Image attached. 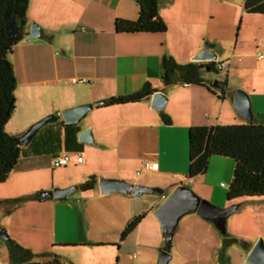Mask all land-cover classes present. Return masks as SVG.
I'll list each match as a JSON object with an SVG mask.
<instances>
[{"label":"crops","instance_id":"crops-1","mask_svg":"<svg viewBox=\"0 0 264 264\" xmlns=\"http://www.w3.org/2000/svg\"><path fill=\"white\" fill-rule=\"evenodd\" d=\"M138 11L135 0H29L25 33L30 22H35L41 30V36L35 41L27 37L24 44H18L13 49L22 55L21 69L15 60L11 62L17 84V74L20 71L24 96L37 106L35 113L28 114L20 123L16 131L18 133L14 136L23 135L35 122L36 119L33 118L53 116L56 125L63 122L60 116L62 110L133 94L146 84L154 90L153 93L162 92L167 97L166 106L169 107L165 110V106V113L163 110L157 115L150 108L153 93L138 103L97 107L90 111L96 113L91 114L93 122H84L86 114L75 126L78 133L74 136L70 131L65 137V129L59 128L60 143L57 148L20 157L18 164L21 163V167L28 170L39 166L43 161L51 167L53 158L68 153L70 162L62 169L69 167L70 170L60 181L73 186H82L89 178L96 181L92 189H79L91 191L90 194L80 196L79 200L65 198L40 201L33 198L21 201L9 211L2 229L10 239L30 250L35 255L36 262L54 264L55 259L60 264H65L67 251L81 258L80 260L93 256L92 254H101L108 258L104 253L112 249L116 251L117 259L122 255L128 256L130 264H141L140 260L144 264H152L150 256L161 247L162 237L159 222L153 213L178 185L188 187L197 196L207 199L217 207L236 205L237 210L241 205L249 203L252 209L256 207L255 209L264 210V196L242 198L234 202L226 200L232 177L230 172L233 170V161L229 158L213 156L205 174L187 177L189 129L193 126L210 127L253 122L264 125V89L257 90L253 83L248 82L242 87L249 98L253 116V122H247L237 114L232 105L234 92L225 94V85L221 84L222 93H215L200 75L204 69H201L199 75L205 86L179 83L165 86L161 78L163 57H171L178 64H186L205 48L201 46V42L190 47L180 44L183 42H177L180 50L177 53L173 50L175 44L172 42L174 31L181 33L188 25L197 27L200 23V2L158 0L157 13L167 27L163 33L114 32L115 19L134 21L138 17ZM207 47L214 51L213 45L207 44ZM237 62L233 55L231 64ZM218 64L222 65V69L223 63L216 62L215 67ZM45 96L49 99L43 105L41 100ZM178 107L185 110L184 117L176 113ZM161 113L169 118L168 125L162 122ZM88 128L92 143H79L77 136ZM108 140L114 143L116 150H121L118 153L120 163L111 172L100 173V178L159 187L163 193L150 198L119 193L100 195V178L97 179V173L90 169L88 160L84 164L82 154L89 155L92 151L90 145L103 147ZM142 146L146 148V152L133 161L134 174L136 175L144 162L157 163L158 170L154 173L151 184L134 181L132 173L126 171L127 163H130L126 157H131L129 150ZM77 155L82 158L80 164L75 162ZM37 157H43L44 160L35 161ZM12 199L14 198L10 196L0 197V201ZM141 214L143 218L137 226L120 240L126 224ZM247 216L246 223L249 225L253 217L249 214ZM200 218H189V222H193L209 239H216L217 234L212 226ZM260 230L262 233L254 235L249 243L246 241L247 233L232 234L243 240L242 245L247 248L248 254L257 237L263 238L264 245V220ZM164 249L165 245L162 250ZM0 250V264H9L8 257L4 253L2 255V245Z\"/></svg>","mask_w":264,"mask_h":264},{"label":"rangeland","instance_id":"rangeland-1","mask_svg":"<svg viewBox=\"0 0 264 264\" xmlns=\"http://www.w3.org/2000/svg\"><path fill=\"white\" fill-rule=\"evenodd\" d=\"M199 2L201 5L200 23L197 27L188 25L181 33H179L180 31H174L172 42L175 45L173 50L177 53L180 52L176 45L177 42H183L180 44L188 47L200 42L201 46H205V48L207 44L213 45L214 53L218 56L216 62L223 63V68L218 71L215 70L210 72H201L200 70V75L204 77L207 86L211 87L212 90L219 95L223 90L221 84L225 85V94H231L236 90H242L246 82L253 83L257 90H263L264 15L243 13V0H199ZM27 37H29L27 33H24L22 38L12 46V52L8 55L9 61L15 60L20 69L22 55L20 52L17 53L13 51V49L18 46V44H24ZM30 40L35 41L36 39L30 38ZM233 55L234 61H238L236 64H231ZM191 61L189 60V62ZM17 75L18 84L16 82L14 90V96L16 98L15 108L11 117L5 124V132L9 135H16V133H18L16 131L19 129L18 126L20 123L26 119L28 114L35 113V107L37 106L35 102L31 104L30 100L24 96V89L20 84V71ZM48 99V96L42 97L41 103L44 105ZM168 108L169 107L166 106L165 110H168ZM231 108L233 110L232 106ZM165 110L163 113H165ZM176 110V113L180 114V117H184L186 114L185 110L181 107H178ZM155 113L157 115L159 114V112L156 111ZM91 114L96 113L89 112L84 118L85 123L93 122V119H91L93 115ZM33 119L36 120H34L35 122H33L31 126L43 118ZM89 147L92 148L91 153L89 155L83 153L82 158L84 159V164L85 161H89L88 166L90 165V169L97 173V179L102 177L99 176L101 175L100 173L111 172L113 167H117L120 163L118 153L121 152V150H116L114 143L110 142V140L103 144V147L96 146L95 144ZM145 152L146 148L144 146L140 148L134 147L132 150H129L128 154L131 157H126L127 162H130L127 163L128 166L126 167V171L132 173L135 179L134 181L151 184L154 173H141L139 176L134 174L135 167L133 161L142 157ZM125 154L126 156L128 155L127 153ZM43 160V157L35 158V161ZM20 164L17 162V165L10 172L7 179L3 183H0V197L10 196L14 198L10 201H1L0 203V228L5 224L8 213L14 205L24 200H32V196L36 193L41 194L45 191L66 189L73 186L67 185V182L60 181V179H62L61 177L70 170L69 167L66 169H52L47 162L45 163L43 161L39 166L24 170ZM75 168L78 169V167ZM75 168L72 167V169ZM231 173L232 171L230 174ZM90 193L91 191L78 190L67 198L78 199L80 196ZM143 196L150 198L159 195L147 194ZM248 204L241 205L226 219V233L224 235L220 234L211 223L195 214H188L182 217L176 227L169 248L167 249V252L171 256L168 264H250L245 261L247 248L242 245L243 240L237 238L235 234H232L233 232L247 233L246 241L249 243L254 239V235L262 233L260 229L264 220V210L255 209L256 207L252 209L250 207L252 205ZM247 214L253 217L249 225L246 223L248 220ZM243 216H245V218H243ZM189 218H200L208 223L215 230L217 238L209 239V237L204 235L193 222H189ZM260 239L263 240L262 237H257L253 244ZM0 245L4 247L2 255L4 253V256L8 257L6 249L7 241L0 239ZM164 245V240L161 237V247L152 252L150 256L152 262L150 263L157 264L159 253L164 248ZM104 254L109 257L106 258L101 254H92L93 256L80 260L81 258L79 259L67 251L65 252L66 259H64V263L130 264L128 256L122 255L117 259L115 250L109 249V251H106ZM140 263L144 264L141 260Z\"/></svg>","mask_w":264,"mask_h":264},{"label":"trees","instance_id":"trees-1","mask_svg":"<svg viewBox=\"0 0 264 264\" xmlns=\"http://www.w3.org/2000/svg\"><path fill=\"white\" fill-rule=\"evenodd\" d=\"M138 5V17L134 21L115 19L113 30L116 34L132 33H163L166 24L158 16V0H135ZM29 0H0V183H3L14 169L19 158L28 153H43L59 146L60 127L65 129L64 135L72 136L78 133L75 125H65L63 122L54 125L55 120L42 126L23 147L20 136L5 132V124L15 108L14 90L16 80L13 65L8 59L12 52V44L7 43L5 20L13 18L17 24L24 26ZM243 11L247 14L264 15V0H244ZM216 62L178 64L171 57H163L161 62V78L165 86L176 83L205 86L199 73L201 69L207 72L216 70ZM210 91V89L207 87ZM152 90L148 84L138 92L109 98L106 105H127L141 102L150 96ZM161 120L169 124L167 115L161 113ZM68 144V143H67ZM65 148V144L63 142ZM213 156L229 158L233 161L231 181L226 192V200L234 202L242 198H259L264 196V125L259 123H241L216 126H193L188 131V172L192 178L205 174L209 160ZM96 184L94 178H89L82 185L83 190L92 189ZM40 200V194L32 196ZM1 203V201H0ZM143 215L132 218L120 234L124 239L141 221ZM102 245V244H95ZM71 246V245H70ZM9 264H43L34 261L35 255L28 249L17 244L12 239L7 241ZM169 247H165L167 251ZM54 264H60L53 260Z\"/></svg>","mask_w":264,"mask_h":264},{"label":"water","instance_id":"water-1","mask_svg":"<svg viewBox=\"0 0 264 264\" xmlns=\"http://www.w3.org/2000/svg\"><path fill=\"white\" fill-rule=\"evenodd\" d=\"M6 41L12 44L22 38L25 33V25H19L13 18L5 20ZM27 35L29 38L38 39L41 36V30L35 22H30ZM217 56L211 48L202 49L193 58L195 63H209L216 62ZM167 97L162 92H155L151 95L150 108L157 112H162L166 106ZM106 105V101H96L90 104L79 105L74 108L65 109L60 112V116L65 125L77 126L80 121L93 109ZM232 105L239 116L247 121L253 122V116L250 109V101L247 94L242 90H236L233 96ZM53 116L45 117L34 125H32L23 135L19 137V142L23 147H26L45 124L51 122ZM79 143L91 144L92 137L90 129H86L77 136ZM82 189V186H71L66 189H56L52 191H45L40 194V201L45 199L61 200L65 199L77 190ZM99 194L102 196L112 193H119L130 195L132 197H139L146 194L161 195L163 191L159 188L147 187L142 185H133L122 180H111L100 178L98 180ZM237 206L231 205L228 207H217L205 199H201L188 187L178 185L176 186L162 201L154 212L155 218L159 222L160 232L163 237L165 247H169L173 238L176 227L182 217L188 214H195L205 221L211 223L215 229L222 235L225 231L226 219L235 212ZM0 239L8 241L7 233L0 228ZM170 254L161 250L159 253L157 264H168L170 261ZM247 263L250 264H264V245L263 241L258 240L251 248L246 256Z\"/></svg>","mask_w":264,"mask_h":264},{"label":"built area","instance_id":"built-area-1","mask_svg":"<svg viewBox=\"0 0 264 264\" xmlns=\"http://www.w3.org/2000/svg\"><path fill=\"white\" fill-rule=\"evenodd\" d=\"M222 67L221 64H218L216 66L217 70H220ZM72 82H76L75 80H72ZM70 162V155L68 153H62L61 155L53 158L51 160V167L52 168H63L67 166ZM76 164H80L82 162V158L80 155L76 156L75 159ZM158 170V164L155 162H144L141 166V168L136 172V175H140L141 173H155ZM223 187L224 185L221 184Z\"/></svg>","mask_w":264,"mask_h":264}]
</instances>
